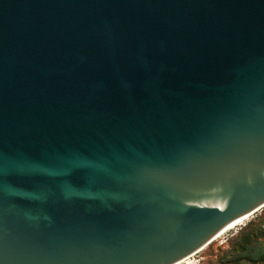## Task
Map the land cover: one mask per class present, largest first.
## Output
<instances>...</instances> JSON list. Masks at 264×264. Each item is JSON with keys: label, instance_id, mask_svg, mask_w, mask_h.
Listing matches in <instances>:
<instances>
[{"label": "water", "instance_id": "obj_1", "mask_svg": "<svg viewBox=\"0 0 264 264\" xmlns=\"http://www.w3.org/2000/svg\"><path fill=\"white\" fill-rule=\"evenodd\" d=\"M264 209V0H0V264H177Z\"/></svg>", "mask_w": 264, "mask_h": 264}, {"label": "trees", "instance_id": "obj_2", "mask_svg": "<svg viewBox=\"0 0 264 264\" xmlns=\"http://www.w3.org/2000/svg\"><path fill=\"white\" fill-rule=\"evenodd\" d=\"M264 241V209L254 221L242 229L231 248L227 251L228 264H264V252L261 244Z\"/></svg>", "mask_w": 264, "mask_h": 264}, {"label": "rangeland", "instance_id": "obj_3", "mask_svg": "<svg viewBox=\"0 0 264 264\" xmlns=\"http://www.w3.org/2000/svg\"><path fill=\"white\" fill-rule=\"evenodd\" d=\"M262 212L259 211L257 214L252 215L251 218L244 222L243 225L237 227L233 231H230L222 238L213 241L209 246L193 254L190 262L193 264H228L226 261L227 251L230 250L234 240L236 239L238 233L246 227L251 221H254L258 215ZM261 251L264 252V241L261 244ZM189 258V257H188ZM187 264V263H184ZM246 264V263H243Z\"/></svg>", "mask_w": 264, "mask_h": 264}, {"label": "bare ground", "instance_id": "obj_4", "mask_svg": "<svg viewBox=\"0 0 264 264\" xmlns=\"http://www.w3.org/2000/svg\"><path fill=\"white\" fill-rule=\"evenodd\" d=\"M252 215L248 216V217H245L241 220H238L237 222H235L234 224H232L231 226H229L226 230H224L223 232H221L213 241L215 240H218L220 238H222L224 235H226L227 233H229L230 231H233L234 229H236L237 227L243 225L244 222L248 221L250 218H251ZM212 241V242H213ZM211 242V243H212ZM203 250V249H202ZM200 250V251H202ZM196 255V254H194ZM194 256H190L189 258L177 263V264H184V263H187V264H193L192 262H190L191 258H193Z\"/></svg>", "mask_w": 264, "mask_h": 264}]
</instances>
